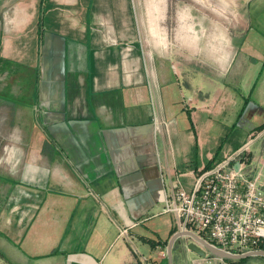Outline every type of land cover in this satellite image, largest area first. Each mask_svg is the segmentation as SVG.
I'll return each instance as SVG.
<instances>
[{
    "label": "crops",
    "instance_id": "0c3cea01",
    "mask_svg": "<svg viewBox=\"0 0 264 264\" xmlns=\"http://www.w3.org/2000/svg\"><path fill=\"white\" fill-rule=\"evenodd\" d=\"M196 1L170 39L165 0H0V90L19 58L41 57L31 120L22 105L0 100L13 109L11 129L24 119L39 127L23 135L32 141L25 160L16 155L8 173L0 162L8 258L1 243L17 250L26 241L44 249L31 264H169L179 228L163 210L165 194L177 180L191 190L201 169L264 125V0H254L255 18L249 2L235 3L230 31L227 15L198 16ZM171 67L183 79L176 87ZM17 84L13 97L25 93ZM250 104V121L239 122ZM256 148L264 152V141ZM147 220L156 239L138 230ZM191 241L175 242L172 264L202 259ZM136 242L151 256L133 258Z\"/></svg>",
    "mask_w": 264,
    "mask_h": 264
},
{
    "label": "built area",
    "instance_id": "2783aa9c",
    "mask_svg": "<svg viewBox=\"0 0 264 264\" xmlns=\"http://www.w3.org/2000/svg\"><path fill=\"white\" fill-rule=\"evenodd\" d=\"M158 101L153 94L154 120L161 129ZM257 141H264V125L254 129L236 150L201 169L191 190L179 180L174 183L165 194L163 210L175 215L179 231L194 232L234 254L264 250V152H255ZM122 234L127 235V228ZM227 263L208 255L196 264Z\"/></svg>",
    "mask_w": 264,
    "mask_h": 264
},
{
    "label": "rangeland",
    "instance_id": "374dc122",
    "mask_svg": "<svg viewBox=\"0 0 264 264\" xmlns=\"http://www.w3.org/2000/svg\"><path fill=\"white\" fill-rule=\"evenodd\" d=\"M238 1L242 0H199L196 1L195 3V9L197 10V15L198 16H208L209 18L212 19H219L221 18L222 21H224L225 15L228 16V21H226V24L229 26L228 31H230V27L233 26L232 23L234 20L232 18H236L235 15L237 14V17H239V13L237 11L236 6L234 5ZM246 2H249L248 6V11H249V16L255 18L259 17L261 15L260 11H256L253 9V2L254 0H244ZM193 0H165V15H166V21L164 23V26L169 27L170 30V39H172V28L175 27V19H177V16L180 14L187 15L189 7L191 6V3ZM205 3V5H204ZM229 5V6H228ZM182 12V13H181ZM220 12V13H219ZM225 13V14H223ZM220 20V21H221ZM40 59V60H39ZM19 61L17 62L16 66L18 69H16L13 75V80L10 82V85L8 89L4 90L3 92L0 90V100H8L14 102L15 105H22V108L25 111V114L29 113L30 120L32 118V109L35 108L33 107V102H34V93L35 90L38 87V84L40 82V64L38 61H41L40 55L34 57H29L28 61L27 59L19 58ZM199 64V63H197ZM202 65V64H201ZM20 68V69H19ZM170 74H171V81L176 85H178V82L181 81L183 82V79H179L176 77V74L173 71V68H170ZM229 79V78H228ZM234 81L232 82V85H234V82L236 81V78H233ZM18 81L19 86H25V93L18 96V97H13L11 95L12 88L14 87V84ZM236 86V84L234 85ZM234 90H236L233 87ZM1 105V104H0ZM3 106V107H2ZM2 107V108H1ZM29 109H31L29 111ZM250 109H253L252 104L249 105V108L247 111L244 112V114L241 116L240 121L241 123H247L250 120ZM13 109L11 105L6 106L1 105L0 106V114L3 119H0V125L3 127V135L0 134V162L2 161V165H4V171L8 173V170H10L12 167L16 166L14 161H16V155L21 154L22 159L25 160L28 157V151L32 148L31 143H29L30 136H23L24 134L28 132H35L39 131L38 126H34L30 124L28 127V120L24 119L19 125V129H16L17 126L14 127V129H11V122L8 117H10V114H12ZM34 118V117H33ZM32 123V122H31ZM259 144H262V141H257L255 145H253L254 150H257L256 146H259ZM12 151H14V157L9 158V156L12 155ZM8 159V160H7ZM12 159V160H11ZM4 160V161H3ZM10 160V161H9ZM15 164V165H14ZM149 227H154V224L152 220H147L146 223L142 226H139L138 230L139 232H144V233H149L148 235L152 238H157V235L154 231H149ZM33 228V227H32ZM123 237H125L122 234ZM121 236V240H123ZM120 239V238H119ZM124 241V240H123ZM3 248L5 249L7 255L9 258L5 255H2L0 253V264H12V261L16 262L17 264H31V258L29 257L30 254H32L33 250L36 252H43L44 249L42 248H29V245L26 241H23L21 244L16 242V247L17 250H14V247H10L8 244H2ZM110 253H114L115 249H110ZM131 254L133 258L135 257L136 254L138 253H144L146 256H151V250L149 245H144L140 244L138 242L134 243L130 247ZM183 256V252L180 254ZM191 255L193 257H201L199 254L192 252ZM12 260V261H11ZM191 261V260H190ZM187 264H196V261L190 262ZM15 263V264H16ZM227 264H238L236 262H228ZM249 264H264L263 259L259 258H254L251 260Z\"/></svg>",
    "mask_w": 264,
    "mask_h": 264
},
{
    "label": "water",
    "instance_id": "95a60500",
    "mask_svg": "<svg viewBox=\"0 0 264 264\" xmlns=\"http://www.w3.org/2000/svg\"><path fill=\"white\" fill-rule=\"evenodd\" d=\"M239 165V163H237V166ZM183 236H187L190 237L192 239V241L188 244V248L199 254L201 257H206L208 255H213L216 257H219L221 259H232V260H239L242 258H247V257H255V256H261L264 257V250H253V251H249L243 254H234L231 252H228L226 250H223L213 244H211L210 242H208L207 240L199 237L197 234H195L194 232L191 231H186V232H176L172 238L169 241V248H168V256H169V264H172L173 261V246L175 244V242L183 237Z\"/></svg>",
    "mask_w": 264,
    "mask_h": 264
},
{
    "label": "trees",
    "instance_id": "16d2710c",
    "mask_svg": "<svg viewBox=\"0 0 264 264\" xmlns=\"http://www.w3.org/2000/svg\"><path fill=\"white\" fill-rule=\"evenodd\" d=\"M0 253L2 255L3 252L0 250ZM5 256V255H4ZM254 258H259V259H263L264 260V257H261V256H255V257H247V258H242V259H239V260H232V259H225L227 262H236L238 264H249L251 262L252 259Z\"/></svg>",
    "mask_w": 264,
    "mask_h": 264
}]
</instances>
